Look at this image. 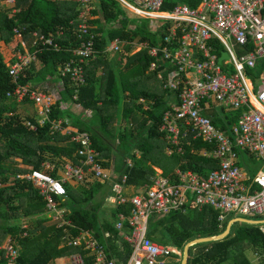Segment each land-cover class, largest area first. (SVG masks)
I'll return each instance as SVG.
<instances>
[{
  "label": "built area",
  "instance_id": "1",
  "mask_svg": "<svg viewBox=\"0 0 264 264\" xmlns=\"http://www.w3.org/2000/svg\"><path fill=\"white\" fill-rule=\"evenodd\" d=\"M6 1L12 14L19 10L16 0ZM115 1L134 17L151 20L155 32L167 30L162 46L144 43L135 49L149 48L154 59L149 71H159L164 87L172 93L170 107L164 110L160 126L168 143L166 154L172 156L176 147L179 154H184L182 144L202 140L210 149L202 150L201 154L218 160L219 168L206 176L180 168L165 176L163 171L155 169L152 183L128 196V175L114 176L111 169L104 167L100 153L92 148L86 133L75 132L74 135L69 127L63 126L62 119H51L59 93L51 94L40 86L18 84L46 49L61 50L59 40L64 30H58L56 35L34 31L32 39L26 40L22 29L15 27L14 39L18 47L12 48L4 63L17 86L7 96L18 102H34L42 114L40 125L52 121L53 134L71 135V141L80 144L78 164L70 159H64L59 167L47 162L45 170H29L18 175L39 190L47 203L48 213L65 229L67 245L79 249L64 257L61 264H88L89 261L92 264H164L172 257L173 248L148 237L151 217L185 212L190 204L199 209L209 206L219 211L221 227L233 214L264 217V169L250 176L241 165L244 153L264 162V0H202L194 7L180 0L172 11L164 10L168 0ZM81 3L83 9L76 29L79 45L71 49L73 58L60 72L62 77L70 75L79 86L85 83V65L82 64H88L93 57L96 33L92 31L90 20L94 4L99 2L81 0ZM124 46L125 42L115 39L108 45V51L121 52ZM1 48L0 45V53ZM224 55L228 58L221 63ZM260 65L263 67L261 73L256 72ZM219 107L238 112L237 122L226 129L217 125L209 110ZM27 125L38 130V124L32 121H27ZM128 166H133L130 160ZM57 169L62 174L61 179L52 176ZM70 180L110 185L107 203L114 208L131 205L130 214L120 212L117 215L115 230L119 240L113 243L120 251H125L126 244L130 246L131 255L127 261L112 256L108 235L104 236V244L100 243L95 232L77 229L69 220L68 210L61 208V200H66L65 183ZM29 228L31 224L24 223L20 237H26ZM70 229L78 230L77 235L73 236ZM0 252L5 254L9 264L18 263L20 246L13 237L0 244Z\"/></svg>",
  "mask_w": 264,
  "mask_h": 264
},
{
  "label": "trees",
  "instance_id": "2",
  "mask_svg": "<svg viewBox=\"0 0 264 264\" xmlns=\"http://www.w3.org/2000/svg\"><path fill=\"white\" fill-rule=\"evenodd\" d=\"M181 1L192 7L202 2ZM181 1L168 0L164 10H174ZM98 2L94 4L95 9L91 13L99 16L100 20H90L92 31L96 33V39L93 40L94 52L88 64H82L85 65V83L82 86L73 82L70 75L62 77L60 73L73 58L71 49L79 45L76 29L83 9L81 0H16L15 6L19 10L13 14L11 6L6 9L0 7V41L12 45L11 49L18 47L14 39L15 27L22 29L26 40L32 39L34 31L56 35L58 30H64L63 37L58 39L61 50L46 49L39 55L38 63L18 80V84L44 88L45 82L51 78L56 85L61 81L60 97L51 110V119H62L63 126L69 127L74 135L86 133L92 142V148L100 153L104 167L111 168L113 156H120L119 159L125 163L118 171L129 177L127 194L130 197L133 192L130 193L129 190L133 186L138 188L152 183V178L156 176L155 168L161 169L165 176L172 175L176 168L193 170L202 176L218 169V160L201 154L202 150L210 149L202 140H193L190 145L187 142L182 144L184 154L177 152L178 147L172 156L166 154L168 143L160 132V126L164 110L170 107L172 93L164 87L159 71H149L154 60L149 54V48L130 53L144 43L152 47L162 46L167 30L155 32L151 27V20L126 17L115 0ZM115 39L125 42L121 52L108 51V45ZM38 69L39 75L36 71ZM262 70L260 65L256 72L261 73ZM153 78L157 79V84L149 83ZM16 86L17 82L10 76L0 53V217L7 222L19 218L34 220L27 230L28 235L23 238L20 237L21 230L19 233H11L9 224L7 228L0 227L4 232L0 236V244L10 234L20 246L17 264H50L79 249L66 244V234L57 227L52 217L49 218L47 203L39 190L17 175L28 170H45L47 162L59 167L64 159H70L78 164L81 159L77 155L80 144L72 142L71 135L62 132L53 134L52 121L40 125V111L37 112L38 115L25 117L16 114L13 105L16 100L7 96ZM141 86L143 87L139 93L136 89ZM46 91L54 94L51 89ZM69 102H77L93 109L92 118L84 119L72 113L69 108H62V104ZM237 117L236 111L235 114L227 115L221 110L212 115L213 121L223 129ZM27 121L38 124V130H32ZM123 121L126 126H115V122L121 125L124 124ZM137 152L142 159L137 156ZM20 160L25 167L17 164ZM129 160L133 163L132 167L128 166ZM52 176L62 178L58 169ZM65 187L67 197L65 201L61 200V208L70 211L69 220L77 229L95 232L100 243L104 244V236L109 234L107 242L111 243L109 248L112 256L127 261L131 255L130 246L126 244L125 251H120L119 246L113 243L119 240V233L115 230L117 215L120 212L130 214L131 205L113 209L112 224L103 222L100 211L106 203V197L110 195V187L98 181L87 180L84 183L70 180L65 183ZM91 204L93 206L88 208ZM186 209L185 212L176 211L167 216H152L148 237L183 252L185 244L193 239L224 232L234 216L229 217L221 227L220 213L216 209L209 206L199 209L194 204L188 205ZM51 222L55 225H50ZM71 233L75 236L78 230H72ZM250 249L259 254L261 264H264V231L258 226L238 223L233 234L226 240L193 247L189 264H253L246 255V251ZM175 250L172 253L174 258ZM0 264H9L5 254L1 252ZM88 264L92 262L89 261Z\"/></svg>",
  "mask_w": 264,
  "mask_h": 264
},
{
  "label": "crops",
  "instance_id": "3",
  "mask_svg": "<svg viewBox=\"0 0 264 264\" xmlns=\"http://www.w3.org/2000/svg\"><path fill=\"white\" fill-rule=\"evenodd\" d=\"M1 2V1H0ZM2 4L4 5V4H7V3H5V0H3L2 1ZM93 19L94 20H100L99 19V16H97V15H93ZM98 25V24H97ZM113 26H117V25H113ZM3 43L4 42H0V45L2 46V50H1V52H2V54H5L3 51L6 49L7 50V56H8V54H9V48H8V46H11V45H6V46H3ZM5 48V49H4ZM136 52H138L137 50H134V51H132L130 54H134V53H136ZM6 55H4L5 57H6ZM126 61V60H125ZM50 80H53L52 78L50 79ZM161 80V79H160ZM54 81V80H53ZM48 83L50 84V87L51 88H54V89H56V87L55 86H58L59 84H60V82H59V84L57 83V85L56 84H53V83H51L50 81H48ZM158 82L157 81H153L152 82V84L154 85V84H157ZM15 103V104H14ZM69 103H71V102H69ZM69 103H64L62 106V108H64V106H65V108H68L69 107ZM31 104H33L34 105V108H32L34 111H36L35 113H31V114H27L29 111H27V107L28 106H32ZM72 104H73V107H74V110L72 111L70 108H69V110L72 112V113H74V114H76V115H80L81 117H83L84 119H87V118H92V116H93V109H91V108H86L85 106H83L82 104H80V103H77V102H72ZM13 105H14V107H15V109H16V114H19L20 116H23V117H25V116H28V115H34V114H37L38 115V113L37 112H39V110H38V108L36 107V105L34 104V103H31V102H18V101H15V102H13ZM33 107V106H32ZM36 109V110H35ZM222 109H221V107H219V108H215V109H210L209 111V114L212 116L213 114H215V112H211V111H216V112H218V111H221ZM40 114V113H39ZM41 116V115H40ZM235 122H237V119H235V121H234V123ZM123 123L124 124H118V122H115V126H121V127H124V126H126L125 124H126V122L125 121H123ZM70 125L72 124V123H69ZM113 132H115V131H113ZM138 153V152H137ZM141 154H139V155H137L140 159H141V156H140ZM247 155L248 154H246V153H244L243 154V161H242V163L244 164V168H245V170H246V172H247V175H250V176H254V175H257L258 173H257V170H259V168H257V166H256V162L254 161V162H252V161H249V160H247L246 159V157H247ZM116 154H115V156H113V163H112V167L111 168H109V169H111L112 170V174L114 175V176H117L118 174H120V172L118 171L119 170V168H120V166H123V162L125 163V161H123V160H120L119 158H120V156L119 157H116ZM23 165V164H22ZM22 165H19V166H22ZM23 167V166H22ZM162 171V170H161ZM20 174H22V173H18V175H20ZM17 175V176H18ZM108 186V188L110 187V185H107ZM142 187H132L130 190H129V192L130 193H132V192H139V191H141L142 189H141ZM93 206V205H92ZM104 206H106V207H108L109 209H110V214H111V212L113 211L111 208L113 207V205H111V204H109V203H104V205H102V207H104ZM115 209V208H114ZM68 210V209H67ZM102 211H100V213H101ZM47 214H48V216H49V218L51 217V215L48 213V211H47ZM69 214H70V211H68V217H69ZM102 216V214H100V217ZM236 216V215H235ZM234 217V216H233ZM2 218V217H1ZM261 218H263V217H261ZM24 221V223H29V224H31L34 220H31V218H26V220H23ZM230 222V221H229ZM4 223H5V226L6 227H2V228H7V226H8V224H9V226H10V224H11V221H5L4 220ZM229 224V223H228ZM254 226V225H253ZM1 227V226H0ZM228 227V226H227ZM258 227H260L263 231H264V225H260V226H258ZM4 230V229H3ZM3 233L4 232H2L1 230H0V236H2L3 235ZM66 236V235H65ZM8 237H12L10 234H8L7 235V237H6V240L8 239ZM5 240V241H6ZM4 241V242H5ZM67 244V243H66ZM64 258V257H63ZM63 258H60V259H57L56 261H62L63 262ZM172 260H174V258H172ZM182 260V259H181ZM171 264H181V261L177 258V259H175L174 260V262H172ZM260 264V263H259Z\"/></svg>",
  "mask_w": 264,
  "mask_h": 264
},
{
  "label": "rangeland",
  "instance_id": "4",
  "mask_svg": "<svg viewBox=\"0 0 264 264\" xmlns=\"http://www.w3.org/2000/svg\"><path fill=\"white\" fill-rule=\"evenodd\" d=\"M5 3H8L6 0H5ZM10 6V4H2V1L0 2V7H2V8H4V9H6V8H8ZM120 6V5H119ZM121 9H123V8H121ZM124 10V9H123ZM124 15L126 16V17H132V18H134V15L129 11V10H124ZM8 48H9V54H8V56L6 55L7 54V50L5 49L3 52L5 53V54H3V55H6V57L4 58V56H3V58H4V61L6 62V61H8V59H9V55H10V52H12V49L10 48V46H8ZM2 49V48H1ZM37 68V67H36ZM39 70L40 69H38V70H36L37 71V74L39 75ZM146 79V78H145ZM147 79H148V77H147ZM157 79L156 78H153L149 83H151V82H153V81H156ZM50 82L51 83H53V80H50ZM61 82V81H60ZM61 85H62V83H60L58 86H56V89H54V88H51L50 87V84L48 83V81L47 82H45V87L44 88H47V89H51L52 91H54L53 93H55V94H57L58 95V93H59V91H60V89H62L61 88ZM142 87L143 86H141V87H139L138 89H136L137 90V92H139V93H141V90H142ZM46 89V90H47ZM35 104V103H34ZM32 106H28L26 109H27V111H29L27 114H31V113H35L36 111H34L32 108H34V105L33 104H31ZM63 105V104H62ZM37 107V106H36ZM63 107V106H62ZM135 110H136V108H135V106H132ZM64 108H65V106H64ZM68 108H70L72 111L74 110V107H73V104L72 103H69V107ZM222 110H223V112H224V114H227V115H231V114H235V111L233 110V109H231V108H225V109H223V108H221ZM36 110V109H35ZM75 111V110H74ZM211 112H215V113H217L216 111H211ZM216 116V115H215ZM215 116H213V117H215ZM41 117V116H40ZM234 123V122H233ZM137 155H139V153H137ZM141 156V155H140ZM141 159H142V157H141ZM246 159L247 160H249V161H252V162H256L255 164H256V166H257V168H259V170H257V173L260 171V170H263L264 169V162L262 161V160H260V159H258V158H256L255 156H253V155H251V154H248L247 155V157H246ZM144 160V159H143ZM113 163V162H112ZM17 164H19V165H22V163H21V160L19 161V162H17ZM61 165H62V163H61ZM241 165L242 166H244V164L241 162ZM22 166H24V165H22ZM25 167V166H24ZM29 171V170H28ZM27 172V171H26ZM23 173H25V172H23ZM119 175V174H118ZM91 185V184H90ZM92 207V204L91 205H89L88 206V208H91ZM112 210L114 209V207H112L111 208ZM101 214H102V220H103V222H110L111 224L114 222L113 221V217H112V212H111V214H110V209L108 208V207H106V206H104V207H101ZM234 215V214H233ZM232 215H229L228 216V218L229 217H231ZM54 221V220H53ZM54 223H56V225H57V227L59 228V229H61V230H63L64 232H65V229L64 228H60V224L59 223H57V222H55L54 221ZM53 222H51V224L50 225H55ZM24 224V221L23 220H21V218H19V220H12L11 221V224H10V228H11V233H19L20 232V229H21V226ZM0 226L1 227H6L5 226V223H4V218H1L0 217ZM19 227V228H18ZM75 228H77L76 226H75ZM73 229H70V232L72 231ZM105 235H108L109 236V234H105ZM110 237V236H109ZM174 250H175V248H173ZM182 253L183 252H181V251H178V250H175V252H174V255H175V258L172 256L171 258H168V259H166L165 260V263L164 264H171L172 262H174V260L175 259H177V257L180 255V257L182 256ZM246 255L250 258V260L253 262V264H261V261H262V258L259 256V254H257L255 251H252V249H250V250H248V251H246ZM172 258H174V260H172ZM180 261H181V259L182 258H178ZM62 263V261H54V262H51L50 264H61ZM158 264H160V263H158ZM161 264H163V263H161Z\"/></svg>",
  "mask_w": 264,
  "mask_h": 264
},
{
  "label": "water",
  "instance_id": "5",
  "mask_svg": "<svg viewBox=\"0 0 264 264\" xmlns=\"http://www.w3.org/2000/svg\"><path fill=\"white\" fill-rule=\"evenodd\" d=\"M227 58L228 56L224 55L221 59V63ZM238 223H245L249 225L260 226V225H264V217L263 218H252V217H247L243 215H236L231 218L228 224V227L224 232L217 234V235L199 237V238H196V239H193L187 242L183 248L181 264H189L190 251L193 247H196L204 243L223 241L229 238L233 234L234 227Z\"/></svg>",
  "mask_w": 264,
  "mask_h": 264
},
{
  "label": "clouds",
  "instance_id": "6",
  "mask_svg": "<svg viewBox=\"0 0 264 264\" xmlns=\"http://www.w3.org/2000/svg\"><path fill=\"white\" fill-rule=\"evenodd\" d=\"M2 42V41H1ZM5 44V43H4ZM7 44H5V46H6ZM12 46V45H11ZM2 54V53H1ZM3 55V54H2ZM155 169H159V168H155ZM159 170H161V169H159Z\"/></svg>",
  "mask_w": 264,
  "mask_h": 264
}]
</instances>
